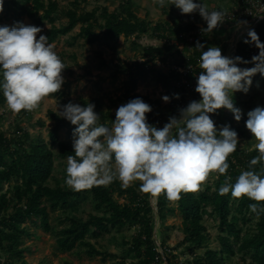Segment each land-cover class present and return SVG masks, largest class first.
Wrapping results in <instances>:
<instances>
[{
    "label": "trees",
    "instance_id": "obj_1",
    "mask_svg": "<svg viewBox=\"0 0 264 264\" xmlns=\"http://www.w3.org/2000/svg\"><path fill=\"white\" fill-rule=\"evenodd\" d=\"M79 6L80 0H73L65 11H61L56 0H4L3 12L12 20H20L23 16H27L40 26L48 22L50 27L43 35L48 38L49 42L55 41L59 35L73 30L76 26H78V32L74 38L82 37L87 43L101 40L110 44L122 35L127 37L135 32L147 30L146 20L139 18L134 11L132 0L120 1L113 10L106 5L101 6L99 14V9L96 7L80 9ZM1 13L0 22L4 17ZM59 14L66 17V23L62 25L55 23ZM192 26L193 24L186 23L183 27L177 26L171 32L176 34L188 30L189 33ZM169 27V24L156 23L154 30L156 32L169 31ZM252 29L258 34L260 42L264 43V19ZM167 36L169 35H164V38ZM247 38L246 35L238 40L233 56L251 61L253 56L259 54V49L254 44L244 43ZM195 41L189 43L187 38V42L193 46ZM164 50L169 51L170 47L165 44L162 47L144 46L143 59H136L126 66L128 79L124 81L123 93L117 97L110 96L109 103H106L101 96H94L83 99L80 105L94 104V111L100 116V123L111 126L116 118V113L111 111V106L118 103L121 106L132 99L141 98L152 108V111L146 114L147 122L157 128H163L169 121V117L179 115V109L186 107L193 100L201 99L195 91L196 87L186 92L187 83L181 82L183 73L177 66L161 71L148 64L151 58L161 55ZM200 55V51L194 50V54L188 60L177 62L178 66L192 64V69H188L184 74L189 83L192 76L200 71L197 67ZM238 67L244 68L245 64H239ZM149 77H154L165 94L170 97L169 109L164 113L160 110V99L137 91L138 81ZM196 84L197 80L194 86ZM187 93L189 97L186 96ZM174 94H178L179 99L175 98ZM232 99L234 105L241 109L242 119H245L246 114L239 101L234 96ZM4 101L3 92L0 91V103ZM57 113L48 109L49 117L54 120V126L49 131L50 141L51 144H57L58 154L67 159L68 155L74 154L72 133L76 126L58 116ZM210 116L218 130L222 125H230L231 129L238 133V137L247 132L245 122L235 123L233 114L227 109L222 108ZM60 129L65 130L66 140L59 138ZM27 141L29 144L26 147ZM53 154L54 151L47 142L38 137L31 139L30 134L24 129L21 134L12 136L0 131V264H30L23 256L25 249L20 246L22 235L30 234L27 224L23 222L29 221L37 224L39 220V223L49 230L51 227L48 222L46 200H49V206L55 209L60 204L67 206L66 204L72 199L83 200L88 192L92 193L96 206L104 208L103 213L91 214L86 220L70 216V227L64 228L65 235L59 237L60 247L69 249L77 241L82 242L90 229L99 235L112 228H122L128 222H137L138 230L132 236L130 243L131 249L139 255V258L134 263L131 261L130 264H160L163 257L154 239V210L149 199L150 195L139 190L140 182L136 181L128 188H123L117 180L109 186L92 187L81 191H73L62 186L52 187L47 184V180L53 171ZM257 154L254 148L237 146V150L229 157L230 167L226 174L232 177L233 183L242 171L249 170V161ZM259 167L260 165L256 166L257 170ZM13 176L16 177V182L3 190L4 183L6 181L10 183ZM225 178V176H219L212 183L213 185L205 182L200 191L181 193V198L177 201H169L163 194L157 196V213L161 220L165 218V211L173 213L177 210L181 215L182 232L189 249H192L194 244L200 246L209 240L204 223L205 215H215L222 230L217 235L219 243L217 247L213 248L207 244L205 249L192 259L187 258L168 264H225L226 258L236 252L233 243L239 240L237 249L251 254V261L248 264H264V213L257 216L251 212L249 205L255 201L247 197L235 199L230 193L221 195L219 188ZM114 194L125 195L128 200L120 202ZM10 206H12V211H8ZM254 215L256 219L251 231L242 239L240 221L245 222L247 218H252ZM161 245L163 251L166 252L168 248L164 241ZM92 250L97 252L95 247Z\"/></svg>",
    "mask_w": 264,
    "mask_h": 264
},
{
    "label": "clouds",
    "instance_id": "obj_2",
    "mask_svg": "<svg viewBox=\"0 0 264 264\" xmlns=\"http://www.w3.org/2000/svg\"><path fill=\"white\" fill-rule=\"evenodd\" d=\"M160 8L175 5L181 14L198 13L207 23L202 31L218 28L227 14L223 10H210L209 6L194 0H155ZM4 0H0L3 12ZM247 24V21H241ZM41 28L18 23L0 26V91L8 109L13 113L36 109L44 98L61 90L65 64L45 35L37 34ZM246 44H254L259 54L251 61L236 56H223L216 46L203 51L199 41L196 48L200 73L195 91L199 101L193 100L179 109L178 116L169 117L163 128L147 122L149 104L135 98L116 110L111 126L100 123L95 105L81 106L69 102L59 106L57 115L75 125L72 133L73 155L66 160L65 185L73 191L109 186L119 181L128 188L139 181V190L151 196L165 195L177 201L181 193L197 192L210 175L225 176L219 188L221 195L230 193L235 199L247 197L255 201L251 212L264 213V108L256 107L247 113L246 128L252 134L253 148L258 153L235 182L226 175L229 157L237 150L238 133L230 125L220 129L210 114L220 109L229 110L239 122L242 111L233 102V94H247L252 78L264 76V43L254 29L247 32ZM254 64L251 68L239 64ZM179 99L178 94H174ZM170 102V97H162ZM260 165L257 170L256 166Z\"/></svg>",
    "mask_w": 264,
    "mask_h": 264
},
{
    "label": "rangeland",
    "instance_id": "obj_3",
    "mask_svg": "<svg viewBox=\"0 0 264 264\" xmlns=\"http://www.w3.org/2000/svg\"><path fill=\"white\" fill-rule=\"evenodd\" d=\"M59 3V9L65 11L73 0H56ZM122 0H80V9H92L96 7L98 14L101 6H108L113 10ZM194 2H202L209 6L210 10H234L242 6V0H194ZM134 11L139 18L146 20L147 30L138 31L130 36H120L119 38L107 44L103 41L87 43L82 37L74 38L78 32V26L73 30L59 35L55 41L49 42L54 46V50L61 58L66 68L62 72L64 83L58 93L51 94L44 98L40 105L32 111L22 110L19 113H13L8 109L6 101L0 103V131H3L8 136L21 134L23 129L30 134V138L38 137L47 142L54 151L53 154V171L47 184L50 186L65 185L66 178V158L58 154L57 144H51L49 131L54 126V120L48 115V109L58 112L59 106L65 105L68 101L81 104L83 99H89L94 96H101L106 103H109V97H117L124 91V81L128 79L126 66L131 64L136 59H143V47L153 45L162 47L164 44L170 47V50H164L161 55L151 58L148 62L150 66L157 70L167 71L171 67L178 66V61H186L197 51L196 43L199 41L204 45L203 51L209 47L216 46L221 49L223 56L233 58L237 42L240 38L247 35L249 29L256 26L255 21H251L250 17L242 15L236 17L232 21L223 22L218 28L211 32L205 31V36L202 39H196L195 45L187 42L188 30H183L178 33L171 32L177 26L183 27V24L191 23L202 24L204 29L207 28V23L200 17L198 13L181 14V11L175 5H169L165 8H160L155 0H132ZM242 8V7H241ZM3 21L0 26L8 25L15 26L18 23L24 25H32L42 29L37 34V39L40 35L46 32L50 24L45 22L40 26L33 22L29 17L23 16L20 20H12L10 16L1 13ZM59 18L55 21L57 25L66 23V17L59 14ZM195 16V21L189 22L191 16ZM102 20V18H101ZM241 21H247V24H241ZM156 23L163 25L169 24V31L154 30ZM196 27V26H195ZM190 29V30H191ZM163 33V34H162ZM169 35L164 38V35ZM193 46V47H192ZM199 51V50H198ZM254 64H245L244 68H251ZM198 69L199 64L197 65ZM201 70V69H200ZM200 71L192 76V80L186 86V92L194 86ZM194 79V80H193ZM137 91L141 94H148L153 98L160 99V110L162 113L169 109V102H164L162 97L165 96V91L159 86L154 77L142 79L138 81ZM189 94L187 93V97ZM239 101L240 106L245 111L246 118L235 123L246 122L247 113L256 107L264 108V76L257 73L252 78V85L247 94L236 92L233 94ZM120 103L111 106V111L116 113ZM21 127V128H19ZM59 138L66 140L65 130L60 129ZM239 146L248 149L253 148L255 141L252 134L247 129L245 135L238 137ZM29 141L25 143L27 147ZM9 158H7L8 160ZM218 178L216 174L210 175L206 183H214ZM16 182V177L13 176L10 183L6 181L3 190H6L10 184ZM213 185V184H212ZM115 198L120 202L127 201L128 198L118 196ZM154 210L155 229L154 239L159 251L162 253L163 260L160 264H168L169 262L183 261L187 258H193L196 254L201 253L206 245L215 248L218 246L217 235L222 232L218 225V218L215 215H205L204 223L206 231L209 234V240L202 245L194 244L189 249L187 241H185L184 233L182 232V218L179 212L165 211V218L161 220L157 213L156 200L157 196L149 197ZM48 204V222L50 229L46 230L39 223L33 224L29 221L23 222L27 224L30 234H23L20 246L24 248L23 256L30 264H127L138 260L139 255L131 249L130 240L138 230L137 222H128L122 228H112L102 234L96 235L90 229L84 236L83 241H77L71 248L62 249L59 244V237L65 235L64 228L70 227V216L81 220H86L91 214H102L103 207H97L96 201L91 192L84 195L83 200L78 201L72 199L67 206L60 204L57 208L52 209ZM8 211H12V206ZM239 216V214H238ZM256 216L247 218L242 222L241 236L242 239L249 235L252 224ZM167 246V251L162 249V242ZM240 241V240H239ZM238 242L233 243L236 250L235 253L228 256L225 264H248L251 261V254L245 253L237 249ZM93 245V246H92ZM95 247L97 252H93Z\"/></svg>",
    "mask_w": 264,
    "mask_h": 264
},
{
    "label": "built area",
    "instance_id": "obj_4",
    "mask_svg": "<svg viewBox=\"0 0 264 264\" xmlns=\"http://www.w3.org/2000/svg\"><path fill=\"white\" fill-rule=\"evenodd\" d=\"M242 8L239 7L237 10L232 8L231 10H224L227 14L224 22L232 21L236 17H241L242 15L246 17H250L251 21H255L256 23L260 19H264V0H242ZM195 21V16H191V20L189 22ZM196 26V27H195ZM204 29L202 24H194V28L190 30V32L187 35L189 43L195 41L197 38H204L205 31H202ZM192 64H189L187 66H177L179 71L183 73L181 82L189 84L187 82L188 80L185 78V73L188 69H192Z\"/></svg>",
    "mask_w": 264,
    "mask_h": 264
}]
</instances>
